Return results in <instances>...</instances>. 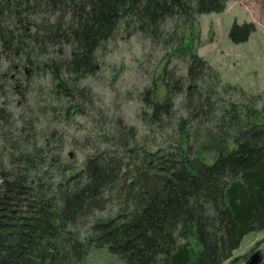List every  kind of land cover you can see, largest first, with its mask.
Returning a JSON list of instances; mask_svg holds the SVG:
<instances>
[{
    "label": "trees",
    "instance_id": "obj_1",
    "mask_svg": "<svg viewBox=\"0 0 264 264\" xmlns=\"http://www.w3.org/2000/svg\"><path fill=\"white\" fill-rule=\"evenodd\" d=\"M226 2L0 0V264H234L264 231V106L186 42ZM133 35L163 54L136 123L102 118L89 83Z\"/></svg>",
    "mask_w": 264,
    "mask_h": 264
},
{
    "label": "rangeland",
    "instance_id": "obj_2",
    "mask_svg": "<svg viewBox=\"0 0 264 264\" xmlns=\"http://www.w3.org/2000/svg\"><path fill=\"white\" fill-rule=\"evenodd\" d=\"M233 22L251 24L252 31L246 41H231L229 32ZM243 32L240 29L236 34ZM186 42L193 44L197 54L217 71L223 83L259 95L260 105L264 106V0H227L222 12L199 16L193 33L186 34ZM108 47L101 70L89 83L94 112L103 118L111 108L110 114L136 123L135 94L148 84L163 52L136 35L118 38ZM183 62L184 58H179L171 65L181 68ZM81 121L85 129L91 127L84 119ZM260 121H264V111ZM254 252L260 253V264H264V231L247 234L232 260L234 264H245ZM81 264L123 263L106 248H89Z\"/></svg>",
    "mask_w": 264,
    "mask_h": 264
},
{
    "label": "water",
    "instance_id": "obj_3",
    "mask_svg": "<svg viewBox=\"0 0 264 264\" xmlns=\"http://www.w3.org/2000/svg\"><path fill=\"white\" fill-rule=\"evenodd\" d=\"M261 255L259 252H254L246 261L245 264H260Z\"/></svg>",
    "mask_w": 264,
    "mask_h": 264
}]
</instances>
